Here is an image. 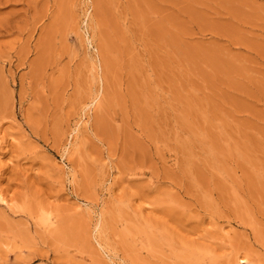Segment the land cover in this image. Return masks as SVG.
I'll return each mask as SVG.
<instances>
[{"label": "rangeland", "instance_id": "obj_1", "mask_svg": "<svg viewBox=\"0 0 264 264\" xmlns=\"http://www.w3.org/2000/svg\"><path fill=\"white\" fill-rule=\"evenodd\" d=\"M0 140V264H264V0H0Z\"/></svg>", "mask_w": 264, "mask_h": 264}, {"label": "bare ground", "instance_id": "obj_2", "mask_svg": "<svg viewBox=\"0 0 264 264\" xmlns=\"http://www.w3.org/2000/svg\"><path fill=\"white\" fill-rule=\"evenodd\" d=\"M3 1V0H2ZM7 28V27H6ZM1 141V140H0ZM2 199V198H1ZM3 200V199H2ZM6 202V201H5Z\"/></svg>", "mask_w": 264, "mask_h": 264}]
</instances>
